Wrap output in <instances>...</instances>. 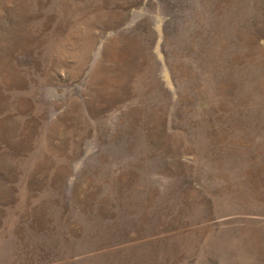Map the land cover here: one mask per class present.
<instances>
[{"label": "rangeland", "instance_id": "1", "mask_svg": "<svg viewBox=\"0 0 264 264\" xmlns=\"http://www.w3.org/2000/svg\"><path fill=\"white\" fill-rule=\"evenodd\" d=\"M0 264H264V0H0Z\"/></svg>", "mask_w": 264, "mask_h": 264}]
</instances>
